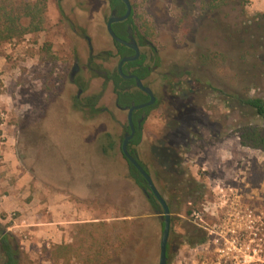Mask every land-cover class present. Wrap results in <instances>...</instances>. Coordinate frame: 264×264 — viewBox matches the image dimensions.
Returning <instances> with one entry per match:
<instances>
[{"label": "rangeland", "instance_id": "374dc122", "mask_svg": "<svg viewBox=\"0 0 264 264\" xmlns=\"http://www.w3.org/2000/svg\"><path fill=\"white\" fill-rule=\"evenodd\" d=\"M134 1L133 21L145 20L155 34L149 39L155 69L146 84L158 100L143 122L140 144L134 150L169 203L166 264H241L244 260L264 264V153L239 145L234 131L242 120L211 89L247 91L264 99V22L258 16L264 15V0H226L213 11L208 9L209 0ZM101 2L61 0L59 8L57 0H47L42 31L0 43V147L12 158L14 172L7 183H15L14 177L23 172L31 174L33 182L38 180L34 168L42 152L49 163L70 170L67 176L75 187L78 182L83 186V174L76 178L72 171L78 169L72 170L73 166L86 163V172L92 173L87 201L76 199V216L57 225L60 244L72 246L65 259L53 257L52 246L59 244L44 233L12 228L21 216L19 210L0 211V224L19 241V264H91V256L100 249L101 263L158 264L162 223L129 178L120 150L125 113L114 108L110 86L97 104L108 112L93 114L72 105L76 90L67 76L73 56H86L83 33L91 39L95 53H114L101 17L108 12L106 6L100 9ZM206 52L223 59L201 66L198 54ZM115 65L113 59L104 68L111 70ZM100 84L92 80L87 95L98 93ZM178 95L189 114L168 131L177 101L172 97ZM171 149L177 152L176 159ZM173 160L179 162L174 167ZM101 166L118 172L121 167L124 181H106ZM171 168L181 173L180 191L173 190L172 179L168 187L156 180V172ZM45 174L44 186L53 192L56 177ZM196 186L201 189L190 195ZM189 208L191 215H187ZM192 212H198L202 222ZM43 219L51 221V213ZM92 220L105 225L91 227ZM187 223L207 233L204 244L181 243L179 236Z\"/></svg>", "mask_w": 264, "mask_h": 264}, {"label": "trees", "instance_id": "16d2710c", "mask_svg": "<svg viewBox=\"0 0 264 264\" xmlns=\"http://www.w3.org/2000/svg\"><path fill=\"white\" fill-rule=\"evenodd\" d=\"M226 0H209L208 9L216 10L225 4ZM61 0H57V5L60 8ZM47 0H34L33 2H24L19 0L14 2V0H0V43L9 42L14 39H20L25 35L34 34L42 31L44 24V13L46 10ZM264 22V15H258ZM27 19V23L24 24L23 20ZM142 21V19L140 18ZM137 34L140 40L150 39L155 36L154 32H150L149 27H144L143 30L137 29ZM118 47V52L125 55L126 50L121 46ZM218 54H210L208 52L198 54L197 62L201 66H209L211 64L215 65L218 61L223 58ZM135 63L127 64V68L134 67ZM125 73V70H123ZM135 74L138 78L143 79L147 72L144 69H138ZM114 82L115 93L117 95V103L120 107H129L131 105L141 104L144 100L143 95L140 92L120 93L119 88H123L129 82L123 81L119 74L115 73L112 76ZM180 83L173 84L172 88L178 87ZM213 92L219 93L223 103L226 108L230 111L237 112L241 118V122L238 124L234 131V135L238 138L239 145L243 148H248L251 150H256L264 153V99L258 96H250L248 92L242 91H231L230 93H225L211 88ZM177 100V101H176ZM172 101L175 102V112L171 114V120H168L167 129L172 131L177 126H179V121L189 114L188 107L184 103V99L181 96L172 97ZM157 104L151 106L148 110L155 109ZM174 123V124H173ZM140 135L138 134L135 139H133L127 150L131 156H133L139 165L150 175L147 167L137 158L134 147L138 146L140 143ZM185 140V139H184ZM182 140V141H184ZM191 143V142H190ZM180 146V145H179ZM170 150V148H169ZM172 156L177 157V152L171 149ZM167 153V151L165 152ZM125 159V158H124ZM174 159V160H175ZM173 160V161H174ZM126 161V160H125ZM127 162V161H126ZM178 160L174 161L172 167L178 164ZM128 175L133 183L143 192L154 213L159 214L161 208L152 194L148 191L147 185L142 178V176L137 172V170L127 162ZM156 180L162 181L165 187L170 184V180L173 181V190L180 191L183 185V179L180 177L181 173L175 171L171 168L169 172H156ZM169 176V178H167ZM175 176V177H174ZM196 190L190 192L197 193L199 191L198 186L195 187ZM160 195L163 197L162 193L159 191ZM188 195V196H190ZM202 197V193L199 194ZM164 199V198H163ZM198 199V197H197ZM167 206L169 203L165 200ZM191 208L187 211V215H191ZM100 222L97 226L102 227L105 224ZM93 227V225H90ZM90 237L93 238L94 236ZM181 243L186 244L189 247H196L204 244L207 241V233L196 226L195 224L187 223L184 228V234L179 236ZM168 248V245H167ZM101 250V249H100ZM96 251L91 256V264H106L101 263L104 259L103 250ZM72 246L70 244H59L52 246V254L55 259H65L71 255ZM168 257V256H167ZM20 258V246L18 239L7 231V226L0 224V261L1 264H19Z\"/></svg>", "mask_w": 264, "mask_h": 264}, {"label": "flooded vegetation", "instance_id": "af4514ba", "mask_svg": "<svg viewBox=\"0 0 264 264\" xmlns=\"http://www.w3.org/2000/svg\"><path fill=\"white\" fill-rule=\"evenodd\" d=\"M127 1L130 6V11H129L128 16L124 20H118V21L113 22L111 24V28L114 34L116 35V37L120 39L121 41L126 42V43H131V41H133V43L135 44L138 50L137 59L133 61L124 62L121 66V73H120L118 70V64L120 60L123 58L132 57L134 55V50L123 43L113 40L107 33L112 42L114 53H111L109 51L108 52L100 51V52L95 53L92 47V44H91V39L87 36L86 33H83L82 38L86 44V49H87L86 56L84 58L82 57L80 58L78 55L73 56L72 66L67 76L68 83L71 86H73L76 90L75 95L73 96V99H72V105L74 106V108H76L77 110H81V111H87L88 109L93 114L108 112L107 107H100V106H97V104L101 101L102 98H104L106 91L108 89V86H110V89H111L110 91L113 96L114 108L119 112L125 113L126 115V127H124L123 129V132H124L123 137L125 134L130 133L129 123L127 120L128 110L132 106H136V105H131L129 107H120L118 105L117 95L115 93V87H114L115 85L112 80V76L115 73H117L120 75L123 81L129 82L122 89L119 88L118 92L123 93V94L124 93L133 94L134 92H140L144 97V100L141 104H144L149 100L148 96L136 86L134 79L125 78L123 76H135L136 78H138L135 72L138 69H144L145 72H147V74L145 75V77H143V79H140V78L138 79L141 81V84L143 87L150 89L149 85L146 84V80L151 76V74L154 72V69H155V63H154L155 50L153 49V46L150 40L149 39L140 40L136 32L137 29L143 30L144 27H146L145 20L141 21L139 18L137 23L133 21V18L136 13L135 1L134 0H127ZM101 3L102 4L100 6V9L106 6V10L108 12L107 17L102 16L103 14H101L102 23L104 24L105 30H106V24L108 20L110 18L116 19V18L123 17L126 14L127 6L125 5L123 0H103V2ZM117 46H121L125 48L126 50L125 55H122L118 52ZM113 59H116V65L111 70H109V68L107 67L104 68V66L108 63V61L113 60ZM129 63H135V66L127 68L126 66ZM123 70H125V73H123ZM92 80L101 81L100 91L96 94L87 95V91L89 89L88 87L90 83L92 82ZM151 92L153 93L152 90ZM154 97H155V103L151 106H154L155 104L158 103V100L155 95ZM141 104H138V105H141ZM151 106L132 111L131 122L133 124L134 134L131 140L129 141V143L133 139H135L138 134L141 136L142 125L145 119L148 117L149 112L151 111L150 110L147 112V110ZM123 137H122V140H123ZM139 139L141 140V137H139ZM120 150H121V145H120Z\"/></svg>", "mask_w": 264, "mask_h": 264}, {"label": "crops", "instance_id": "0c3cea01", "mask_svg": "<svg viewBox=\"0 0 264 264\" xmlns=\"http://www.w3.org/2000/svg\"><path fill=\"white\" fill-rule=\"evenodd\" d=\"M4 143L5 142L1 144ZM2 146L0 147V211L8 214L14 209L19 210L21 216H19L14 222L13 229H33L38 235H41L39 232H42L44 233L43 235L52 238L55 243L60 244L62 235L60 234L61 232L57 228V225L69 223L70 219H73L76 216V199L79 202L87 201L90 192L87 188V181L90 182L92 180V173L88 171V173L86 172V163L77 165L79 168H74L73 166L71 168L72 170L78 169L74 171L71 170L76 178H79L80 174H83V186L82 184L78 186V182L75 187V185H72L69 182L71 181V177L67 176L70 170L68 171L67 168H63V164H58L57 162L55 164L49 163L50 160L48 161V158L44 157V152H42V155L37 158V165H35L34 168V174L38 180L33 182L32 175L28 172H23L14 177L16 180L15 183L8 184L7 180H10L12 173H14L12 172L13 162H10L12 158L6 152V148ZM37 149L41 150L39 147ZM83 149L86 151L87 147H84ZM84 159L87 160L85 157ZM10 163H12V166ZM92 165L93 163L89 165V167L93 171ZM44 168L48 169L46 170L47 175H54L56 177V179L52 180L54 184L53 187L56 188L57 186L53 192H50L44 186V183H46L42 179L44 178L42 175H46ZM100 172L101 175L107 178L106 181H124V174L122 173L121 167L118 172L112 166H101ZM87 176L89 177L87 178ZM63 180H66L67 182ZM62 181L63 183H61ZM127 183L130 182L127 181ZM75 189H77L78 193H76ZM50 213L52 215L51 221L48 219L44 221L43 218L49 216ZM89 223L94 227L100 222L92 220Z\"/></svg>", "mask_w": 264, "mask_h": 264}, {"label": "water", "instance_id": "95a60500", "mask_svg": "<svg viewBox=\"0 0 264 264\" xmlns=\"http://www.w3.org/2000/svg\"><path fill=\"white\" fill-rule=\"evenodd\" d=\"M123 1H124L125 5L127 6L126 14L121 18H116V19L110 18L106 24L107 33L109 34V36L113 40L118 41L120 43H123V44L127 45L128 47H130L134 50V55L132 57L123 58L120 60V62L118 64V70L120 73H121V66L124 62L133 61V60L137 59V57H138V50H137L135 44L133 43V41H131V43H126V42L121 41L120 39H118L116 37V35L114 34V32L111 28V24L113 22L118 21V20H124V19H126V17L129 14V11H130L129 3L127 0H123ZM123 77L134 79L136 86L140 90H142L149 98V100L146 103L141 104V105L132 106L128 110L127 120L129 123L130 133L125 134L123 137V140L121 143V153H122L123 157L126 159V161L129 164H131L137 170V172L142 176V178L144 179V181L147 185L148 191L152 194V196L155 198V200L157 201V203L159 204V206L161 208L160 213L157 214L158 219L162 223V232H161V238H160V243H159L158 264H166L167 263V245H168V239H169V234H170V212H169V208H168L165 200L163 199V197L160 195L159 191L157 190L155 184L153 183L151 176L139 165L137 160L133 156H131L127 150L129 141L131 140V138L134 134V128H133V124L131 122L132 111L153 105L155 103V97H154L153 93L151 92V90L149 88L143 87L141 84V81L138 78H136L135 76H123Z\"/></svg>", "mask_w": 264, "mask_h": 264}, {"label": "built area", "instance_id": "2783aa9c", "mask_svg": "<svg viewBox=\"0 0 264 264\" xmlns=\"http://www.w3.org/2000/svg\"><path fill=\"white\" fill-rule=\"evenodd\" d=\"M192 217H194L195 220H198V221L202 222V219H201L200 214L198 212H192ZM196 226H198V225H196ZM199 228H201V227H199ZM233 249L235 250V247H233ZM245 249H246L245 252L247 251V254L249 255V246H246ZM229 251H231V250H229ZM246 263H247V261L244 260L243 263H241V264H246ZM207 264H221V262L219 261L217 263H207Z\"/></svg>", "mask_w": 264, "mask_h": 264}]
</instances>
